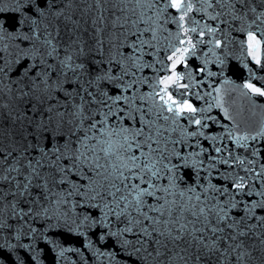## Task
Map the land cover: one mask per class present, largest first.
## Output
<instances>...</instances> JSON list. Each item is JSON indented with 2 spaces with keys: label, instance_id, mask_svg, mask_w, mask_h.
<instances>
[{
  "label": "snow or ice",
  "instance_id": "obj_1",
  "mask_svg": "<svg viewBox=\"0 0 264 264\" xmlns=\"http://www.w3.org/2000/svg\"><path fill=\"white\" fill-rule=\"evenodd\" d=\"M0 264H264V0H0Z\"/></svg>",
  "mask_w": 264,
  "mask_h": 264
},
{
  "label": "water",
  "instance_id": "obj_2",
  "mask_svg": "<svg viewBox=\"0 0 264 264\" xmlns=\"http://www.w3.org/2000/svg\"><path fill=\"white\" fill-rule=\"evenodd\" d=\"M236 78H237V80L239 82V73H236Z\"/></svg>",
  "mask_w": 264,
  "mask_h": 264
}]
</instances>
